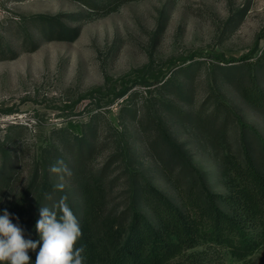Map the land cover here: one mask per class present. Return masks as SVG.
<instances>
[{
  "label": "rangeland",
  "instance_id": "rangeland-1",
  "mask_svg": "<svg viewBox=\"0 0 264 264\" xmlns=\"http://www.w3.org/2000/svg\"><path fill=\"white\" fill-rule=\"evenodd\" d=\"M91 4L0 0V165L2 157L11 156L16 170L11 183L0 187V209L10 210L36 165L55 156L56 149L69 159L78 153L70 123L82 125L95 148L82 177L68 180L51 172L76 205L79 179L101 177L109 209L123 211L133 173L153 184L150 201L176 200L140 128L152 129L157 116L183 145L207 188L226 194L221 155H238V117L264 138V108L248 102L239 82L243 71L233 68L264 56V0ZM45 19H56L72 34H62L61 26L52 36ZM259 79L264 90V69ZM178 264H264V247L245 261L201 247Z\"/></svg>",
  "mask_w": 264,
  "mask_h": 264
},
{
  "label": "trees",
  "instance_id": "trees-1",
  "mask_svg": "<svg viewBox=\"0 0 264 264\" xmlns=\"http://www.w3.org/2000/svg\"><path fill=\"white\" fill-rule=\"evenodd\" d=\"M83 3L92 6L91 0ZM45 20L46 30L52 36L60 34L61 26L66 30L62 34H72L56 19ZM233 68L243 71L239 82L248 102L263 109L264 90L259 76L264 69V56L252 64ZM124 96L125 93L121 95ZM178 114L183 115L182 111ZM229 114L226 111L227 117ZM238 122V155H221L220 177L226 190L223 195L207 188L203 174L195 169L183 145L165 128L162 117L152 119V129L141 124L146 149L173 184L177 199L160 197L150 201L147 194L153 184L137 172L131 174L129 204L123 211L109 209L107 188L101 177L77 180L78 205L65 188L63 192L55 190L57 182L52 178L51 166L63 160L69 164L68 171L63 173L66 179L82 177L95 149L83 135L84 127L70 123L68 128L75 130L74 139L80 150L69 159L56 149L55 156L36 165L28 184L12 198L9 211L13 223L19 217L26 238L38 239L35 224L39 209L48 207L59 214L56 205L63 195L81 227L78 246L85 247V264H178L190 251L201 247L224 250L232 258L245 261L264 247V138L241 117ZM1 160L0 187L9 185L16 172L11 156ZM29 255L35 264V252L30 251Z\"/></svg>",
  "mask_w": 264,
  "mask_h": 264
},
{
  "label": "clouds",
  "instance_id": "clouds-1",
  "mask_svg": "<svg viewBox=\"0 0 264 264\" xmlns=\"http://www.w3.org/2000/svg\"><path fill=\"white\" fill-rule=\"evenodd\" d=\"M50 171L60 174L68 171L63 160H57ZM63 179V176H61ZM65 185L57 183L55 190L63 192ZM61 196L56 207L59 214L48 207L39 209L35 224L38 239L26 238L25 230L7 209L0 211V264H32L29 252H35V264H85V247L78 241L82 231L77 217Z\"/></svg>",
  "mask_w": 264,
  "mask_h": 264
}]
</instances>
